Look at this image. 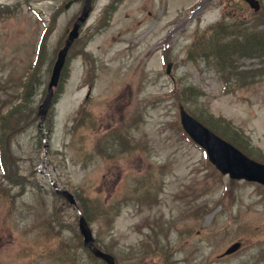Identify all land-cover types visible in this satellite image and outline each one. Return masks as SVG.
<instances>
[{"label": "rangeland", "instance_id": "374dc122", "mask_svg": "<svg viewBox=\"0 0 264 264\" xmlns=\"http://www.w3.org/2000/svg\"><path fill=\"white\" fill-rule=\"evenodd\" d=\"M115 1L91 0L43 136L36 118L10 140L28 182L23 192L2 182L21 195L9 209L0 201V264H101L83 252L75 209L41 172L85 207L95 243L117 264H264V187L220 174L178 113L181 104L264 163V44L219 63L205 51L217 44L230 55L264 36V0L259 12L241 0ZM67 2L0 0V74L11 101L20 103L19 79L29 76L30 104L42 102L83 9L84 0ZM219 27L226 33L215 38ZM231 70H242L240 81L225 80ZM104 136H115L106 153L94 148ZM155 233L160 241L148 242ZM234 242L241 248L223 256Z\"/></svg>", "mask_w": 264, "mask_h": 264}, {"label": "water", "instance_id": "95a60500", "mask_svg": "<svg viewBox=\"0 0 264 264\" xmlns=\"http://www.w3.org/2000/svg\"><path fill=\"white\" fill-rule=\"evenodd\" d=\"M254 10H258L259 4L256 0H245ZM69 3L66 4L68 6ZM91 7L90 0H85L81 14L77 17L71 30L68 32L67 38L63 47L58 51L57 58L53 64L49 82L47 85V93L42 103L38 107V129L40 133L41 124L46 116L47 109L50 105L53 88L57 85L60 70L62 69L65 61V56L71 42L78 35V29L80 25L85 21L88 15V11ZM180 122L185 131L192 137L194 141L200 144L207 152L209 160L215 167L221 171V173H228L233 179H245L248 181H257L264 185V165L257 163L237 150L230 143L216 136L210 130L205 128L193 117L188 115L182 106H179ZM49 183L52 185L54 190L63 196L70 204L75 205V199L71 193L66 190L57 189L50 177H48ZM79 231L83 237V244L86 246L96 257L102 259L106 264H115L113 257L105 252H102L94 246L91 231L83 218L79 216L78 222ZM239 246L238 243L233 244L227 253L232 252Z\"/></svg>", "mask_w": 264, "mask_h": 264}, {"label": "trees", "instance_id": "16d2710c", "mask_svg": "<svg viewBox=\"0 0 264 264\" xmlns=\"http://www.w3.org/2000/svg\"><path fill=\"white\" fill-rule=\"evenodd\" d=\"M116 2L113 0V4ZM108 8V7H107ZM106 8V9H107ZM111 11L113 10V6L109 8ZM227 26H231V24L226 23ZM217 29H213V34L216 32ZM218 34L214 35L215 38H222L223 35L226 33L225 28L219 27L217 31ZM245 43L241 46L239 42L233 45V51L230 55H227V50H223V46L220 45H212L207 46V50L213 56V60L219 63L220 61H231L234 57L233 54L236 53H247L255 52V47L257 44L262 45L264 44V36L261 34L250 35L244 39ZM237 46L239 48H237ZM213 47V48H212ZM212 48V50H208ZM224 51V52H222ZM219 53L218 55L216 54ZM210 54L205 53L203 57H208ZM242 55V54H239ZM238 55V56H239ZM225 75V80L229 78V81L237 80L240 81L242 77V70H231L228 74ZM9 76H5L3 72L0 74V170L2 172V177H0V201L3 203V206L7 209L12 207L14 203V198L20 196V192L16 193V196L13 198L14 195L10 193V190L3 185V181H6L8 184L12 186H19L22 191L24 188V183L27 180V177L21 175L18 172L17 167H15L16 160L13 158L11 149H10V140L13 136H16L23 130L30 126L36 119V108L33 104H30V93L32 91L31 84L29 79H25L22 77L19 80H22L20 85V103L11 101V98H17V95L13 92L11 87L7 82ZM34 79V78H33ZM26 81V82H25ZM23 91V92H21ZM113 133V132H112ZM115 136L109 137L108 140H105V136L103 139L102 144H98L94 146L96 150H103L105 153V149L109 148L108 146L114 145ZM231 139V138H230ZM232 140V139H231ZM233 141V140H232ZM41 145V141H39ZM82 212L86 219H88V214L84 206H82ZM160 241L158 234H154L153 236V244H157ZM158 248V247H157ZM153 248L154 252H157L158 249Z\"/></svg>", "mask_w": 264, "mask_h": 264}]
</instances>
